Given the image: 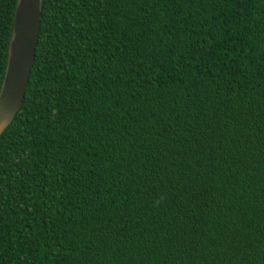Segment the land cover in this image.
<instances>
[{
  "label": "trees",
  "instance_id": "16d2710c",
  "mask_svg": "<svg viewBox=\"0 0 264 264\" xmlns=\"http://www.w3.org/2000/svg\"><path fill=\"white\" fill-rule=\"evenodd\" d=\"M40 10L0 135V264H264V0Z\"/></svg>",
  "mask_w": 264,
  "mask_h": 264
},
{
  "label": "water",
  "instance_id": "95a60500",
  "mask_svg": "<svg viewBox=\"0 0 264 264\" xmlns=\"http://www.w3.org/2000/svg\"><path fill=\"white\" fill-rule=\"evenodd\" d=\"M41 0H17L0 88V135L19 110L34 59Z\"/></svg>",
  "mask_w": 264,
  "mask_h": 264
}]
</instances>
